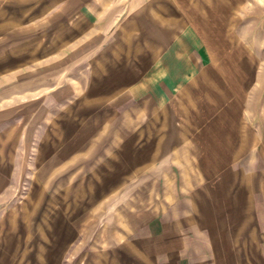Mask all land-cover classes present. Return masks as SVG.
Here are the masks:
<instances>
[{
  "label": "crops",
  "instance_id": "1",
  "mask_svg": "<svg viewBox=\"0 0 264 264\" xmlns=\"http://www.w3.org/2000/svg\"><path fill=\"white\" fill-rule=\"evenodd\" d=\"M248 8L0 0V160L34 166L1 214L0 264H264Z\"/></svg>",
  "mask_w": 264,
  "mask_h": 264
},
{
  "label": "rangeland",
  "instance_id": "2",
  "mask_svg": "<svg viewBox=\"0 0 264 264\" xmlns=\"http://www.w3.org/2000/svg\"><path fill=\"white\" fill-rule=\"evenodd\" d=\"M238 3L241 10L249 7L247 14L250 19L259 23L264 21V0H238ZM259 32L263 33L261 30ZM32 162V158L25 157L0 160V170L8 172H0V217L3 211L15 205L24 195L28 179L34 170Z\"/></svg>",
  "mask_w": 264,
  "mask_h": 264
}]
</instances>
